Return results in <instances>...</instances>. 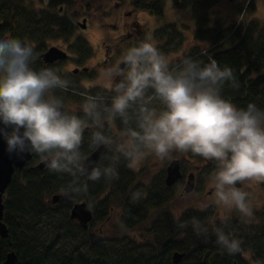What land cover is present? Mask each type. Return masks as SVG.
I'll use <instances>...</instances> for the list:
<instances>
[{
    "label": "clouds",
    "instance_id": "obj_1",
    "mask_svg": "<svg viewBox=\"0 0 264 264\" xmlns=\"http://www.w3.org/2000/svg\"><path fill=\"white\" fill-rule=\"evenodd\" d=\"M37 59L30 43L0 38V137L6 151L21 158L34 153L51 172L79 173L91 181L102 174L113 177L112 166L102 169L95 162L85 163L81 151L85 129L101 119L96 99L86 98L83 115L66 108L56 91L66 90L68 81L54 68L36 70ZM107 75L115 95L104 112L127 124L128 110L137 106V127L127 130L128 142L121 150L129 167L146 153L163 161L174 151L215 161V203L252 216L248 192L236 185L264 181V109L255 102L239 107L224 98L226 83L233 89L240 86L229 66L221 68L211 58L207 63L191 56L170 59L148 37L127 48ZM101 144L109 141L94 132L90 147L99 149ZM86 192V184L60 189L65 196ZM194 224L198 231L206 230ZM217 243L229 254L241 250V241L230 240L221 230Z\"/></svg>",
    "mask_w": 264,
    "mask_h": 264
},
{
    "label": "rangeland",
    "instance_id": "obj_2",
    "mask_svg": "<svg viewBox=\"0 0 264 264\" xmlns=\"http://www.w3.org/2000/svg\"><path fill=\"white\" fill-rule=\"evenodd\" d=\"M188 1L192 2V0ZM61 5L63 10L59 16ZM247 5L251 6L248 10L245 8ZM10 6L13 8L11 14L14 16L12 18H14L17 27L16 37L21 36V38L27 39L36 53L40 51L41 47L45 48L47 44L65 43L70 48L71 54L81 59V64L87 65L97 59H102V52L106 49L113 47L114 51L118 49L123 53L127 48L135 45L136 43H133L135 39L127 34L124 36L122 31L126 30V25L131 23L134 25L136 20L140 22L137 27H140L143 32L140 41L151 37V42L173 60L192 53V50L196 48H206L211 44L210 38L220 26L231 27L236 20L243 19L244 23L256 20L261 26H264V0H218L212 9L209 7L200 11L194 10L191 6L184 8L171 0H165L162 9L155 8L156 10L138 2L134 3L132 0H10ZM127 10L133 12L129 14ZM28 16L34 18V21L40 26L37 34L34 28L30 29L26 20ZM84 16L87 17L88 27L82 30L77 22H82ZM62 17L68 18L70 23L74 22L75 25L73 27L61 25ZM132 30L134 33L140 34L137 28H132ZM261 32L264 33V27ZM0 38H3L1 33ZM74 64L77 62L69 61L66 64V69L73 67ZM108 68L111 67L109 65L100 67L103 78L99 79V82L106 87ZM59 75L63 79L64 77L71 79L73 85L80 88L75 89L79 92L68 89L57 90L56 95L64 98L69 110L83 115L80 109L86 98L95 97L93 92L84 91V86L90 87L94 84V75L92 73H80L77 76L64 73ZM68 86H72L69 81ZM101 118L103 127L110 128L112 125L114 130H117L109 116H101ZM109 130H106L107 133H110ZM123 130L127 132L129 129L124 128ZM121 141L128 142V138L123 132ZM114 142L120 146L119 141L115 140ZM87 149L81 145V151L85 156L88 153ZM175 156L180 157L183 161L182 170L186 174L183 180L170 188L165 185L164 177L168 163ZM116 157L118 158L117 151L112 149L105 162L108 166L117 168L118 183L125 187L129 197L128 202L121 203V200H125L126 196L120 190L117 196L121 198L111 195L109 187H103L100 190L97 187L99 182L97 184L95 182L93 187L82 197L89 202L90 207L94 210L93 220L87 230L91 234H99L102 238L112 239L110 243L117 247L118 253L123 255V259L127 257L131 262L139 263L144 261V256L149 254L151 247L157 249L162 247L159 246L158 241L161 236L159 231L170 227L172 220L178 222L179 220L191 221L201 218L199 226L206 230L220 224L227 225L231 229L235 223L237 228L244 224L251 230L264 225V219L260 215L264 213V181H250L236 185L249 194L248 201L252 209V216L249 218L235 209H226L215 203L212 182V176L216 169L215 161L204 159L191 152L174 151L163 161L146 153L138 164L129 167V162L123 155L117 161ZM39 160V157H35L33 164ZM191 170L196 172V187L188 194H184L182 191L186 184L187 174ZM23 176L24 174L21 178ZM84 179L86 180L85 176ZM56 193H60V189L47 193L45 199L58 211L62 201L55 203L51 199ZM135 202L141 203L143 206L148 205L146 217L142 222L136 224L134 229H129L124 224V221L126 222L124 214L129 204ZM39 220L41 223L35 224ZM28 225L29 222L25 224L26 227ZM30 225V228L37 229V232H33L34 236L40 235V240H45L47 245L52 243L53 235L59 229L66 234H72L74 238H81L77 220L67 223L59 216L53 220L37 219L30 222ZM13 228L14 233L18 237H22L21 228L17 226H13ZM233 231L235 232V230ZM184 237V233H175L171 238V243L174 245L176 242L179 245L180 240ZM239 241L243 242L240 239ZM195 248L196 246L193 244L190 246L188 257L186 256L188 259H191L192 251ZM240 249L244 259H248L251 263L254 262L255 254L252 249L247 250L241 247ZM238 260L240 264L244 263L239 256Z\"/></svg>",
    "mask_w": 264,
    "mask_h": 264
},
{
    "label": "trees",
    "instance_id": "obj_3",
    "mask_svg": "<svg viewBox=\"0 0 264 264\" xmlns=\"http://www.w3.org/2000/svg\"><path fill=\"white\" fill-rule=\"evenodd\" d=\"M132 1L154 10L162 9L165 2V0ZM171 1H175L184 8L191 6L194 10L200 11L209 7L212 9L218 0ZM249 6L247 5L245 8L248 10ZM6 9L10 12L13 10L10 0H1L0 13ZM234 22L231 27L220 26L210 38V45L203 49L196 48L187 56H191L201 63H207L209 58L215 59L221 68L225 65L229 66L240 86L238 89H233L229 83H226L222 91L224 98L231 100L239 107H246L249 102H255L258 107L264 109V33L261 32L264 26H261L256 20L249 23H244L243 19ZM32 24L39 27V24L34 20ZM90 143H82V146L88 148L87 152L93 148L90 147ZM33 156L38 158L34 153ZM101 164L102 169L108 167L105 159ZM27 167L29 168L24 171L17 170L7 187L4 220L8 223L10 235L7 238H2L0 235V264L12 248L17 255L16 264H204L203 255L208 249L222 251L223 258L214 264H240L238 256L244 262L243 264H257V261L264 264V225L251 230L244 224L237 228L235 223L232 225V229L227 225L220 224L209 230L198 231L194 221L200 225L201 218L192 219L194 221L179 220L176 222V220H172L170 227L159 231L161 236L158 241L159 246L162 247L158 249L151 247L149 254L144 256V261L139 263H133L127 257L123 259V255L118 253L117 247L110 243L112 239L102 238L99 234H91L87 230L88 228L85 229L80 225L78 230L81 233V238H74L72 234H66L59 229L54 233L52 243L47 245L45 240H40V235L34 236L33 232H37V229L30 228V222L43 218L53 220L59 216L64 222H71L73 219H69L72 203L83 198L82 196L87 192L80 195L71 193L62 196L60 200L62 204L58 211L56 207H52V204H48L45 199L46 194L61 189V187L70 185L75 188L87 185V183L84 176L79 173L72 176L67 173L51 172L46 166L44 168ZM113 168L115 170L113 177L109 178L102 174L99 180L94 181L90 186L87 185V191L93 187L95 182L96 184L99 182L97 187L100 190L103 187H109V192L113 196L120 197L117 196L120 190L126 196V199L121 200V203H126L129 197L125 187L118 183L117 168ZM22 174H24L23 178H21ZM147 207L148 205L143 206L138 202L129 204L124 214L126 220L124 224L129 229H134L136 224L145 219ZM262 217L264 219V214ZM27 222L29 225L26 227ZM39 223H41L40 220L35 224ZM13 226L21 228L22 237H18L14 233ZM217 230L223 231L228 238L236 237L237 240H242L240 247L253 250L254 262L251 263L248 259H244L241 251L229 254L217 243ZM175 233H184L185 235L179 245L176 242L174 245L171 243V238ZM192 244L196 248L192 251L191 259H188V251ZM176 250L186 251L185 257L179 263H175L172 258V254Z\"/></svg>",
    "mask_w": 264,
    "mask_h": 264
},
{
    "label": "flooded vegetation",
    "instance_id": "obj_4",
    "mask_svg": "<svg viewBox=\"0 0 264 264\" xmlns=\"http://www.w3.org/2000/svg\"><path fill=\"white\" fill-rule=\"evenodd\" d=\"M0 3H1V0H0ZM62 10H63V6L61 5L60 8H59V16H61L60 13L62 12ZM127 11H128L129 14L133 12L131 10H127ZM0 17H1V19H0V33H1V36L3 38L7 37V36H12V37H15V38H20L21 40H26V42L28 43L27 39L21 38V36L16 37V31H17L16 29H17V27L15 25L14 18H12L14 16H12L11 12L8 9L2 11L0 13ZM26 20L29 23L30 29L34 28L35 32L37 33L38 32L37 30L40 29V26L39 25H38L39 27L32 26V21L34 20V18H31V17L28 16ZM62 21H63V23L61 25H67V26H70V27H73L75 25L74 22L70 23V20L68 18H66V17H62ZM86 22H87V17L84 16L83 19H82V22L78 21L77 24H79L80 27L83 30V29H86L88 27L87 26L88 24ZM126 22H128L127 19H126ZM47 23H49V22H47ZM82 23H84L85 25L82 24ZM132 24L133 23H131L129 25H126V30L122 31V34H125L124 36H126V34H127V36H129L131 38H134L135 40H134L133 43L137 44L140 41V37L141 36L143 37V34H142L143 32L141 31L140 27H137V26L140 25L139 21L136 20L134 22V25H132ZM116 26H117V24L115 25V27ZM55 28H57V27H55ZM132 28H137L138 32L140 34L138 35V33L137 34L134 33ZM51 46L57 47L61 51L64 50L66 52V55L62 56V58L58 57L57 59L53 60L52 62L45 60V58H43V56H42V53L47 51L49 48H51ZM37 54H38L37 55L38 59L36 60L35 64L33 65V67L36 70H39V69H41L43 67H51V68H55V70H57L58 74H63L64 73V74H70L71 76H77L80 73H84V74L85 73H92L94 75V80H93L94 84L91 85L90 87L84 86V89H85L84 91L87 90L88 92H93V94L95 95L94 98L96 99V101L98 103L101 116H106V117L109 116L106 112H104V108L106 106H108V107L111 106L112 97L115 95V92L110 91L111 82H110L109 79H107V87L99 82V79L103 78L102 74H101L100 67H104L106 65H109L110 67H112V65L114 63H116L119 60L120 56L122 55V52L120 50L117 49L116 51H114L113 47H111L109 49H106L104 52H102V56H103L102 59H97V60H95V62H93L90 65H87L85 63L81 64V59H78V57L72 55L71 51H70V48H68V46H66L65 43L64 44H59V43L47 44V46L45 48L42 49V47H41L40 51ZM79 55H80V53H79ZM187 55L188 54H186L184 56H187ZM69 61H75V62H77V64H74L73 67H71L69 69H66V64ZM80 64H81V66H80ZM121 66H123V65H121ZM63 77H64V75H63ZM107 77H108V75H107ZM64 79H66L67 81H69L72 84V86H68L67 87L68 90L79 92V90H75V89L80 88V87L76 86L75 84L73 85V82H72L71 79L66 78V77H64ZM116 79L118 81L120 78L117 77ZM81 80H84V79H81ZM90 88H93V89H90ZM65 106L67 108V103L66 102H65ZM136 109H137V106L133 105L128 110V117H127L128 123L127 124L123 123L122 119L119 116H117L114 120L112 119L113 122L115 123V126H116L117 130H114L112 125H110V128L103 127V125H102L103 122L101 121L102 118L99 121H97V125L90 124L89 128H86L85 131H84L85 133H84V138H83L82 143L91 142L92 134L94 132H99L102 136H104L109 141L108 149H107V151L105 153H107L109 155L110 152L112 151V149H115L117 151L118 158H120L121 155H123L121 150H122V148L124 147V144H125V143H123V141H121L122 132L125 133V135H126V131H124L123 129L124 128L133 129V128L137 127V124H136ZM106 130H109L110 133H107ZM115 140L120 142V146H118L114 142ZM118 158L116 157L115 160L117 161ZM175 158L180 160V170L182 171V176L176 181L175 184H173L171 186L167 185V183H165V177H164L165 185L170 186V188L176 186V184L179 183V181L183 180L185 178V174H186L182 170L183 161L181 160L180 157L175 156V157H173L170 160V162H172V160H174ZM39 161H41V160H39ZM34 162H35V158L33 157V159L31 161H27L22 168H19V167L15 166L14 173L17 170L24 171V169H28L29 167H27V166L35 167L38 162L33 164ZM14 173H13V176H14ZM166 174H167V172H166ZM166 174H165V176H166ZM190 174H194V176H195V178H194V181H195L194 187H196V183H197V181H196V172L191 170L187 174V176H189ZM13 176H12V178H13ZM186 181H187V178H186Z\"/></svg>",
    "mask_w": 264,
    "mask_h": 264
},
{
    "label": "water",
    "instance_id": "obj_5",
    "mask_svg": "<svg viewBox=\"0 0 264 264\" xmlns=\"http://www.w3.org/2000/svg\"><path fill=\"white\" fill-rule=\"evenodd\" d=\"M84 24V23H82ZM85 25V24H84ZM25 41L26 40H22ZM66 55L64 50H59V48L51 46L47 51L42 53L43 58L47 61H53L55 59L62 58V56ZM108 149V145L105 146L101 144L99 149L95 148L91 151L86 157L85 163L95 162L99 167H101L100 159L102 155L106 154L105 152ZM33 158L32 154H24L23 157H18L15 154L10 155L6 151V143L3 137H0V235L2 238H7L9 233V226L7 222L4 220L5 216V203H4V194L7 190V186L12 181V176L15 171V166L22 168L24 164ZM38 167H45V163L40 161L37 164ZM95 166V165H94ZM91 169L89 168V171ZM182 176V171L180 170V160L175 158L172 162L167 166V175L165 177V182L168 185H173L176 181ZM194 174H190L187 180V184L184 188V192L188 193L193 190L195 181ZM87 184L90 185L93 181L86 179ZM62 194H54L52 199L54 202H58L61 198ZM71 217L78 219V222L84 228H88L89 223L93 217V209L90 208L89 203L86 200H81L80 202H76L71 207ZM185 250H176L172 254V258L175 263L180 262L185 256ZM203 263L204 264H213L222 259V253L220 250H211L208 249L205 251L203 255ZM17 255L15 250L12 248L8 251L6 258L1 262V264H16Z\"/></svg>",
    "mask_w": 264,
    "mask_h": 264
},
{
    "label": "bare ground",
    "instance_id": "obj_6",
    "mask_svg": "<svg viewBox=\"0 0 264 264\" xmlns=\"http://www.w3.org/2000/svg\"><path fill=\"white\" fill-rule=\"evenodd\" d=\"M70 219H73V220H78V219H76V218H72V217H71V211H70Z\"/></svg>",
    "mask_w": 264,
    "mask_h": 264
}]
</instances>
